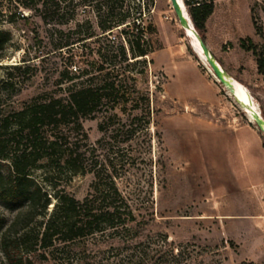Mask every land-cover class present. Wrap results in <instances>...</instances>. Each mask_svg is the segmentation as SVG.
<instances>
[{
    "label": "rangeland",
    "instance_id": "obj_1",
    "mask_svg": "<svg viewBox=\"0 0 264 264\" xmlns=\"http://www.w3.org/2000/svg\"><path fill=\"white\" fill-rule=\"evenodd\" d=\"M214 3L206 43L228 74L244 85L264 118V79L257 57L240 46V39L249 37L264 54V0ZM110 5L114 12L108 15ZM126 12L129 20L138 18L141 27L156 30H146L143 47L161 45L175 59L158 53L160 49L132 58V26L124 34L122 26L103 33V26ZM48 20L39 10L0 0V31L10 34L0 52V117L34 99L64 97L83 83H113L118 94L103 100L95 115L80 125L47 127L44 136L61 133L64 139L52 159L38 162L32 176L51 196L49 211L57 192L83 199L93 183L104 187L114 182L135 220L127 229L106 228L58 249L37 248L28 254L32 264H264V216H246L259 209L251 193L214 196L210 172L196 173V148L182 134L185 123L178 119L196 116V104L178 99H188L196 90V63L203 74L218 79L187 37L170 0H66ZM90 33L95 35L79 41ZM66 43L73 44L60 47ZM107 46H123L127 59L117 51L106 53ZM160 57L168 64L166 70L156 64ZM14 65L27 70L19 72ZM216 83L220 103L215 114L236 116L257 128L230 89ZM166 86L178 99L167 95ZM67 142L83 154L81 171L56 165ZM0 164L6 171L9 163ZM0 213L7 222L14 214L1 201ZM0 264H10L1 250Z\"/></svg>",
    "mask_w": 264,
    "mask_h": 264
},
{
    "label": "trees",
    "instance_id": "obj_2",
    "mask_svg": "<svg viewBox=\"0 0 264 264\" xmlns=\"http://www.w3.org/2000/svg\"><path fill=\"white\" fill-rule=\"evenodd\" d=\"M15 2L29 10H39L42 19L49 22V17L59 13L66 0ZM184 2L195 29L206 41V24L215 10L214 0ZM108 7L107 14L110 15L114 9L111 5ZM129 17V12H126L116 17V20H111L110 24L102 27L103 33H112L119 26L123 27L122 34L131 26L136 28L133 40H129L132 58L146 57L150 52L162 48L161 45L153 50L143 47L141 41H144L146 30L150 29L151 34L156 30L151 26L145 29L137 24L138 18L129 20ZM94 35L90 33L79 41ZM9 40L10 34L0 31V52L5 49ZM72 44L66 43L60 47ZM240 46L256 55L257 69L264 79L262 51L249 37L240 39ZM114 51L127 59L123 46L119 50L107 46L106 53ZM12 68L19 72L27 70V67L19 65ZM114 94H118V90L113 83L105 82L96 86L83 83L72 87L64 97L40 101L34 99L21 110L0 117V163H9L6 171L0 168V201L14 213L10 222L0 213V250L10 264H32L28 254L37 248L44 251L58 249L106 228L127 229L128 224L135 220L132 210L114 182L104 187L93 183L83 199H77L66 191L57 192L54 196L56 201L49 211L51 196L32 176L38 162L41 159H52L57 151L56 145L61 138L64 139L61 133L49 136L50 138L44 136L47 127L62 128L72 123L80 125L82 119L95 115L102 101L110 99ZM71 144H65V149L57 156L56 165L66 164L74 172L81 171L80 159L83 154ZM40 217L44 219L38 224ZM41 257H45L44 253Z\"/></svg>",
    "mask_w": 264,
    "mask_h": 264
},
{
    "label": "crops",
    "instance_id": "obj_3",
    "mask_svg": "<svg viewBox=\"0 0 264 264\" xmlns=\"http://www.w3.org/2000/svg\"><path fill=\"white\" fill-rule=\"evenodd\" d=\"M175 59L172 53L162 48L158 53ZM159 55V54H158ZM162 69L167 65L162 58L156 59ZM182 77V78H181ZM181 82L186 84L182 75ZM196 90L188 99H178L175 94L166 93L179 101L187 102L192 107L196 104V116L191 113L181 115L178 120L185 123L182 134L196 148L189 153V158L196 155V173L209 171L213 179L212 194L218 197L236 195L242 191L251 193L259 209L246 216H264V139L258 128L243 122L236 116L215 114L213 110L220 103L219 87L216 80L202 73L196 63ZM192 104V105H191ZM203 107L205 111H200ZM217 113V112H216ZM206 168V169H205Z\"/></svg>",
    "mask_w": 264,
    "mask_h": 264
},
{
    "label": "water",
    "instance_id": "obj_4",
    "mask_svg": "<svg viewBox=\"0 0 264 264\" xmlns=\"http://www.w3.org/2000/svg\"><path fill=\"white\" fill-rule=\"evenodd\" d=\"M170 2H171L173 10H174V12H175L180 24L183 27H190L189 22H192V19H191L189 13H188V10L186 8L184 0H181V4H180L179 0H170ZM182 4L186 8V15L184 14V10L182 9ZM192 24H193V22H192ZM193 29H194V32L196 33L197 38H198V40L200 42V45H201L202 50H203V53L206 56V60H207V62L209 64L210 68L212 69L214 75L218 79L216 81H218L223 86L230 87L231 90L233 91V93L235 94L236 93V87H235L233 81L231 80L232 77H230L228 72L216 60L215 56L210 51V48L208 47L206 41H204L201 38V36L197 32V30L195 29L194 24H193ZM236 102L238 104H241L239 100H236ZM247 107H249L250 110L252 111V117H253L254 123L256 124L257 128L260 130L261 134L264 137V118L262 117L261 112L255 110V108L253 106H247Z\"/></svg>",
    "mask_w": 264,
    "mask_h": 264
},
{
    "label": "bare ground",
    "instance_id": "obj_5",
    "mask_svg": "<svg viewBox=\"0 0 264 264\" xmlns=\"http://www.w3.org/2000/svg\"><path fill=\"white\" fill-rule=\"evenodd\" d=\"M179 1H180V4H181V0H179ZM182 9L184 10V14L186 15V8H185V6H183V4H182ZM189 24H190V27H183L182 25L181 26H182V28L185 29L184 32L186 33L187 37L190 39L192 45L196 48V50L198 51V53L200 54V56H202V58L204 60H206V56L204 55L203 50H202V47L200 45V42H199V40L197 38V35L194 32L193 24H192V22H189ZM231 80L233 81V83H234V85L236 87V93L234 94L230 87H228V86H226V87L230 89L231 94L234 96L235 100H239L240 103H241V105H243L244 109L246 110V112L249 115V118L252 121H254L253 120V117H252V111L250 110L249 107H247V106H253L254 107V104L252 102V98H251L249 92L244 87V85L241 84V83H239L236 79L232 78ZM255 110L259 111L256 108H255Z\"/></svg>",
    "mask_w": 264,
    "mask_h": 264
}]
</instances>
